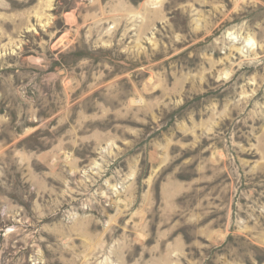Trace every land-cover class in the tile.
<instances>
[{
  "label": "rangeland",
  "instance_id": "rangeland-1",
  "mask_svg": "<svg viewBox=\"0 0 264 264\" xmlns=\"http://www.w3.org/2000/svg\"><path fill=\"white\" fill-rule=\"evenodd\" d=\"M0 264H264V0H0Z\"/></svg>",
  "mask_w": 264,
  "mask_h": 264
}]
</instances>
